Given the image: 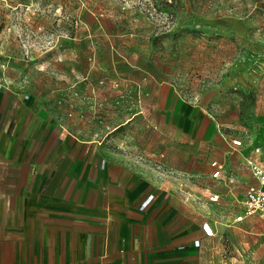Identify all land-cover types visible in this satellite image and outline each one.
<instances>
[{
	"label": "crops",
	"instance_id": "obj_1",
	"mask_svg": "<svg viewBox=\"0 0 264 264\" xmlns=\"http://www.w3.org/2000/svg\"><path fill=\"white\" fill-rule=\"evenodd\" d=\"M127 64L135 69L106 76L104 85H76L90 94L91 109L101 87L99 132L92 115L83 119L59 101L0 81V264H223L231 246L233 253L264 254L247 243L264 240V215L235 220L246 188L257 183L246 158L264 159L262 97L252 107L257 119L242 121L233 95L194 104L165 72ZM127 89L141 112L134 106L125 114L113 100ZM233 138L243 145L234 147ZM126 141L154 154L157 168L122 149ZM213 161L222 166L219 177Z\"/></svg>",
	"mask_w": 264,
	"mask_h": 264
},
{
	"label": "rangeland",
	"instance_id": "obj_2",
	"mask_svg": "<svg viewBox=\"0 0 264 264\" xmlns=\"http://www.w3.org/2000/svg\"><path fill=\"white\" fill-rule=\"evenodd\" d=\"M127 61L165 72L194 104L233 95L240 118L250 122L252 107L264 102V0H0V81L59 101L83 119L92 115L94 131L106 113L104 94L94 90L91 109L83 86L135 69ZM116 97L125 114L143 110L131 89ZM120 146L157 168L154 154L130 141ZM247 243L264 247L258 238ZM230 248L223 264H264L261 252Z\"/></svg>",
	"mask_w": 264,
	"mask_h": 264
},
{
	"label": "built area",
	"instance_id": "obj_3",
	"mask_svg": "<svg viewBox=\"0 0 264 264\" xmlns=\"http://www.w3.org/2000/svg\"><path fill=\"white\" fill-rule=\"evenodd\" d=\"M231 144L234 147H240L243 145V140L241 138H233L231 140ZM254 151L257 153H261L262 148L260 146H256L254 148ZM246 162L250 167L251 172L255 177L257 183L250 184L246 188V198L244 200L245 209L242 214L236 216L235 218L236 221L242 220L247 215H252V214L264 215V159H256L253 158L252 156H248L246 158ZM212 166L215 167L213 176L219 177L222 173V166L217 161H213ZM219 197L220 195L218 193H214L210 196V200L215 202L218 201ZM153 198H154L153 194L147 196L140 204V208L144 209L152 201ZM202 228L205 234L209 236L214 234V229L209 222H203Z\"/></svg>",
	"mask_w": 264,
	"mask_h": 264
}]
</instances>
